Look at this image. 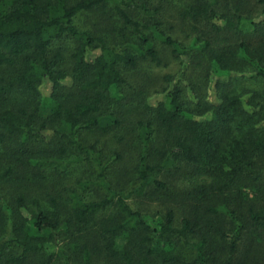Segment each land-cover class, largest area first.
<instances>
[{
    "label": "trees",
    "instance_id": "obj_1",
    "mask_svg": "<svg viewBox=\"0 0 264 264\" xmlns=\"http://www.w3.org/2000/svg\"><path fill=\"white\" fill-rule=\"evenodd\" d=\"M239 79H264V0H0V264H264Z\"/></svg>",
    "mask_w": 264,
    "mask_h": 264
},
{
    "label": "rangeland",
    "instance_id": "obj_2",
    "mask_svg": "<svg viewBox=\"0 0 264 264\" xmlns=\"http://www.w3.org/2000/svg\"><path fill=\"white\" fill-rule=\"evenodd\" d=\"M94 53H98V51L93 52ZM218 73V78H220L222 81H226L227 80V74H224L223 72H217ZM218 78L215 77V80H217ZM232 86L233 89L237 92L240 93L243 90H247V91H261L264 90V79H258V80H232ZM50 85L48 83H45L42 87V92L43 95L46 97V99L43 100V109H42V113L44 115L48 114L53 106V102L52 99H50L48 96L50 94ZM210 95H211V99L212 101L216 102V96L214 93L213 88L211 87L210 90ZM115 94H117V92H115ZM166 100V96L164 94L162 95H155L152 99V103L154 105H156L159 102H163ZM9 239V235L6 233L5 236H0V245H2V243L6 242ZM126 240L124 237L120 238L118 240V245L119 247L123 246L125 244ZM61 247V246H60ZM47 248L49 250L53 249V246L51 244L47 245ZM18 249L15 247V245H8L5 250H4V255L3 256H8L10 254H14L16 253ZM47 253V252H45Z\"/></svg>",
    "mask_w": 264,
    "mask_h": 264
}]
</instances>
